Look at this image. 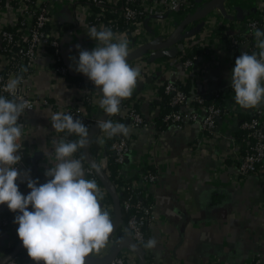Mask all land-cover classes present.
Returning <instances> with one entry per match:
<instances>
[{
  "label": "crops",
  "instance_id": "0c3cea01",
  "mask_svg": "<svg viewBox=\"0 0 264 264\" xmlns=\"http://www.w3.org/2000/svg\"><path fill=\"white\" fill-rule=\"evenodd\" d=\"M200 1L192 10H186L188 5L182 12L149 15L144 20L142 32L130 30L120 34L129 42L128 63L140 70L133 95L123 99L120 112L112 115L128 126L126 137L132 149L128 164L120 172L129 178L146 165L158 175L157 183L147 189L153 198L158 221L149 228L150 237L157 244L148 249L152 257L146 259V264H250L254 258L264 264V187L257 176L244 179L238 175L240 152L235 145L241 115H256L264 109V104L245 109L235 102V93L230 87V74L235 66L233 47L226 38L245 36L242 35L246 32L242 23L257 15L258 2L222 0L208 15L180 29L185 20L210 3ZM57 12L64 33L65 62L71 75L85 78L86 83L79 87L55 73L52 54L38 59L28 81L30 94L48 100L52 106L39 107L27 115L20 151L30 156L32 162L39 163L42 169L51 167L49 161L53 158L46 157L45 152L53 153V142L60 139L48 119L53 112L64 111L70 105H79L85 110V89L94 94L90 114L95 119L108 116L100 106L101 95L94 83L73 70L72 58L78 59L79 49L91 51L96 45L87 35L86 19L66 4H62ZM14 15L13 11L0 14L3 17L0 29L13 27ZM260 28L264 30V21ZM175 33L174 44L167 48L141 51L146 46L166 41ZM249 39L243 48L256 47V38ZM195 47L204 51L190 67H186L183 56L193 52ZM173 50L177 52L175 57L170 56ZM4 64L5 59L0 54V70ZM167 82L181 83L191 95L208 100L215 101L214 98L220 95L218 104L229 114L217 121V128L212 133L204 131L199 123L185 125L182 129L170 126L163 130L157 123L162 114L158 104H162L161 89ZM133 99H138L136 107L146 120H156L148 129L136 130L129 123L125 104ZM155 102L157 106L153 107ZM94 140L93 135L90 149ZM36 153L42 155L34 161ZM81 161L86 172L82 158ZM30 165V162L25 163L20 170L30 173L35 180ZM86 178L90 179L87 172ZM95 182L100 191L105 188L101 181ZM18 185L28 189L26 180H18ZM100 204L102 210L109 212L115 225L116 210L109 189ZM6 211H11L7 205L0 206V214ZM15 215L12 212L9 217L15 219ZM17 228L15 223L0 234V260L8 248L16 246L17 249L22 243ZM128 241L132 238L119 227L99 252L94 251L89 256L87 264H105L121 244ZM124 253L140 264L139 253L132 247L122 249L119 256ZM26 264L35 262L29 258Z\"/></svg>",
  "mask_w": 264,
  "mask_h": 264
},
{
  "label": "clouds",
  "instance_id": "9594fccd",
  "mask_svg": "<svg viewBox=\"0 0 264 264\" xmlns=\"http://www.w3.org/2000/svg\"><path fill=\"white\" fill-rule=\"evenodd\" d=\"M87 28L96 45L91 51L79 49L78 59L72 58L73 70L94 83L101 95V108L112 116L120 112L122 100L133 95L140 70L128 63L125 37L104 25ZM254 36L259 51H243L230 74L235 102L245 109L264 104V30L256 28ZM20 82V77L10 78L6 91L16 97ZM27 108V101L0 94V206L7 205L16 213L18 237L35 264H87L89 256L106 245L114 229L109 212L101 208L103 196L97 183L86 178L82 161L75 158L89 144V128L64 111L50 115L56 132L77 139L61 137L53 142L54 152H45L53 158L45 172L49 179L40 183L19 168L24 137L20 119ZM97 125L108 137L129 132L126 124L111 119L98 120ZM18 180H26L27 194L20 191ZM156 244L155 239H149L146 246Z\"/></svg>",
  "mask_w": 264,
  "mask_h": 264
},
{
  "label": "built area",
  "instance_id": "2783aa9c",
  "mask_svg": "<svg viewBox=\"0 0 264 264\" xmlns=\"http://www.w3.org/2000/svg\"><path fill=\"white\" fill-rule=\"evenodd\" d=\"M119 1L120 0H0V14H6L8 11H13L15 13L13 27H1L0 29V50L5 51L4 54H1L5 59V64L0 70V94L5 95L9 99L16 98L27 101L28 108L20 119L22 124L27 115L34 112L39 107L52 106L48 100L32 97L30 94L31 89L28 85V81L36 67L38 59L43 55L49 54V48L54 51L52 54V68L55 73L63 77L72 74L70 67L65 62L66 49L63 44L64 33L57 18V9L62 4L72 7L77 14L85 17L87 26L94 25L91 20L94 18V20L97 21L94 26L98 29L101 25L109 27L108 24L119 23H127L132 27L127 31L117 34L129 32L130 30L142 32L144 30V21H137L136 17L138 14H144L146 18L149 15L159 13H175L191 4V0H137L140 10V12H137L132 7L135 0H128L126 5L122 7V10L120 9L121 12H119L120 10L116 9ZM202 1L209 3L213 0ZM257 2V15L252 16L245 23H242L244 31H248L249 33H254L256 28L261 29L260 22L264 21V0H257ZM95 7L100 8V11L95 10ZM108 15L114 16L112 21L108 20ZM1 19H3V17H0V21ZM226 38L230 40L231 46L233 47L234 62L243 51H250L248 47H243L250 40L249 38H251V35H245L239 40L233 35ZM167 40L168 38L166 41ZM166 41L160 44L156 43L155 45L160 46ZM142 44L143 43L140 42L141 46ZM171 44H174V41ZM187 45L188 43L184 44V52L186 51ZM196 59L197 57L187 60L185 62L186 67H190ZM4 71L5 73H2ZM15 77H20L21 82L18 85L16 97H13L6 91L5 85L10 78ZM164 90L167 94L171 95L169 104L174 108L163 117V123L168 124L169 127L175 126L182 129L185 125L199 123L204 131L212 133L217 128V121L229 114L224 107H218L216 105L197 107V104L203 103V99L198 95H189L185 91L184 85L181 83L167 82ZM84 92L86 94V102L93 104L92 96H94V94L85 89ZM137 100L138 99H133L131 102L126 101L125 109L129 123L136 130L148 129L156 120L150 121L144 118L139 109L135 107ZM64 112L70 113L74 118L82 120L83 123L89 127V131L97 126L93 135L100 148L96 156L90 154L92 160L96 167H99L100 170L105 172L107 178L115 188L121 204L122 215H127L133 211L131 215L126 216L128 217L127 219H122L119 227L122 229L123 233L132 238V241L137 243L145 241V229L150 228L158 221L153 198L147 190L150 186L157 183V173L148 168V166L142 165L131 177L128 178L122 175L120 170L128 164L132 149L128 138L120 134L110 145L111 155L114 157L115 163L119 167V179L121 178V183L115 185L114 178L109 171L110 155L107 154V134L100 130L97 125V121L101 119H95L79 105H70L66 107ZM201 113H203V115H201ZM102 119H111L114 122L119 121L115 116H106ZM239 127L252 131L249 137H254L256 143L251 147L248 137L243 140L235 138V145L240 152L237 166L238 175L244 179L249 176H257L262 181L264 187V109L258 111L256 118L251 122H243ZM58 134L60 138L64 137L69 139L66 133ZM20 153L22 157L25 155L22 151H20ZM27 157L30 156L27 155ZM79 159L81 160V158ZM21 167L22 163L19 165L20 169ZM86 167V172L90 179L102 181L93 167L89 164H87ZM48 168L50 167L46 166L43 168L44 175ZM45 177L49 179L46 175ZM19 188L22 193L30 190L25 187ZM107 189L106 186L104 189H101L103 197H105ZM101 201H103V199ZM14 220L15 219L11 217H4L0 221V226L2 225L8 229L15 226ZM128 255L125 253L121 254L111 264H128L129 262L130 264H139L133 259L131 261ZM8 257L9 255L5 253L0 262L6 260ZM7 264H16V262L12 258ZM250 264H261V262L259 259L254 258Z\"/></svg>",
  "mask_w": 264,
  "mask_h": 264
},
{
  "label": "trees",
  "instance_id": "16d2710c",
  "mask_svg": "<svg viewBox=\"0 0 264 264\" xmlns=\"http://www.w3.org/2000/svg\"><path fill=\"white\" fill-rule=\"evenodd\" d=\"M127 1L128 0H120L119 1V3L117 4V6H116V9L117 10H122V7L123 6H125L126 5V3H127ZM197 1H200V0H191V4H190V6H189V9H186V10H192L194 7H195V3H197ZM108 5H110V4H108ZM132 7H133V9H135L137 12H140V10H139V4H138V2H137V0H135V2L133 3V5H132ZM95 10H97V11H100V8H98V7H95ZM121 10L119 11V12H121ZM182 11H184V8H182L179 12H182ZM113 17L114 16H112V15H108V20L109 21H112V19H113ZM137 21H144L145 20V16H144V14H138L137 15ZM92 20V22H93V24L95 25L96 23H97V21H95L94 20V18H92L91 19ZM261 25H262V22H260V27H261ZM108 26L115 32V33H121V32H123V31H127V30H129L130 28H132L129 24H127V23H119V24H108ZM9 30H11V29H9ZM242 35H251V39H252V37H254V33H249L248 31H246L245 33H243ZM235 38L236 39H241V36L240 35H237V36H235ZM227 43V42H226ZM231 43V42H230ZM230 43H227V44H230ZM5 50V49H4ZM249 53H251V52H253V51H256V52H258V49L254 46V45H251L250 47H249ZM204 51V49L203 48H197V47H195L194 48V51L193 52H191V53H188V54H185L184 56H183V59L184 60H190V59H193L194 57H198V56H200V53H202ZM48 52L50 53V54H53L54 53V51H53V49H48ZM5 53V51H2V50H0V54H4ZM2 73H5V71L4 72H2ZM66 80L67 81H69L70 83H72V84H76L77 86H79V87H82L83 85H85V83H86V79L85 78H83V77H76V76H73V75H67L66 77ZM166 85V84H165ZM165 85L162 87V89H161V97H162V104H158V107L160 106L161 107V110H162V114L160 115V117H158V119H157V123H158V125H159V127H161L163 130H166L169 126H168V124H165V123H163V117L165 116V115H167L168 113H170L174 108H172L171 106H170V99H171V95H169V94H167L166 92H165V90H164V87H165ZM184 89H185V91L189 94V95H191L190 93H189V90H188V88H186L185 86H184ZM201 98L203 99V103L202 104H197V107H200V106H205V107H207V106H210V105H216V106H218V107H222L220 104H218V101H220V99H221V97H220V95L218 96H216L215 98H214V100L215 101H213V100H208V99H206V98H204L203 96H201ZM155 106H157V102H155L154 104H153V107H155ZM84 107H85V111L86 110H88L87 112L88 113H91V108H90V104H89V102H86L85 104H84ZM135 107H136V105H135ZM138 109V108H137ZM254 118H256V115H249V114H247V115H241V117H240V124L241 123H243V122H251ZM89 128V127H88ZM251 132L252 131H249L248 129H239L238 131H237V138L239 139V140H243V139H245V138H249V140H250V143H249V145H251V147L253 146V145H255V143H256V139H254V137H252V136H250L249 137V135L251 134ZM122 135V134H121ZM68 136V138L70 139V140H74V139H77V137L75 136V135H71V136H69V135H67ZM117 136L118 135H116V136H114V137H108L107 138V144H108V151H107V154L108 155H110L109 157H110V159H109V171H110V173L112 174V176H113V178H114V183H115V185L116 184H119V183H121V178L119 179V167H118V165L115 163V160H114V157L111 155V150H110V145H111V143L114 141V140H116L117 139ZM99 145H98V143H97V141L96 140H94L93 142H92V145H91V149H90V152H91V154L93 155V156H96L97 154H98V150H99ZM23 155H24V153H23ZM75 156L76 157H81L82 159H83V161H84V164L87 166V164H86V161L84 160V154H83V149H80L76 154H75ZM32 159H30V157H27V155L25 154L23 157H22V165H24L25 163H29L30 162V164H31V168H32V172H33V174H34V177H35V180H38L40 183H44V182H46L48 179L45 177V175H44V173H43V169L39 166V163H35V162H32L31 161ZM151 170H153L152 168H150ZM154 171V170H153ZM155 172V171H154ZM156 173V172H155ZM102 182V181H101ZM103 183V182H102ZM104 184V183H103ZM133 212V211H132ZM132 212H130V213H128L127 215L129 216V215H131L132 214ZM12 213V211H6L5 213H3V214H0V221L4 218V217H7V218H9V216H10V214ZM127 215H123L124 217V219H127L128 217H126ZM4 230H6V228L4 227V226H0V234L4 231ZM145 241H143V242H140V243H138L140 246H141V248L143 249V250H145V252H146V259L147 260H149V259H151V254H148V249H149V247H147L146 246V244H147V241L149 240V239H151V237H150V234H149V228H147V229H145ZM15 249H16V246H14V247H10V248H8L7 250H6V253L7 254H9V255H11V254H13L14 252H15ZM13 260L16 262V264H26L27 263V260H28V254H27V250L26 249H24V250H22V251H20L15 257H13Z\"/></svg>",
  "mask_w": 264,
  "mask_h": 264
},
{
  "label": "water",
  "instance_id": "95a60500",
  "mask_svg": "<svg viewBox=\"0 0 264 264\" xmlns=\"http://www.w3.org/2000/svg\"><path fill=\"white\" fill-rule=\"evenodd\" d=\"M221 1L222 0L211 1L202 11L198 12L196 15L192 16L191 18L185 20L182 23V25L180 26V29H182L186 25H188L192 22H195V21L205 17L206 15H208L210 12H212L215 9V7ZM175 35H176V33L173 34L164 44H162L160 46H156V45L146 46V47L142 48L141 51H146V50L160 51V50H163V49L167 48L168 46H170V44L174 41ZM176 54H177V52L175 50H173V51H171L170 56L175 57ZM96 89L99 92V89L97 87H96ZM96 128H97V126L89 131V133H90L89 144L84 149V157H85L86 163L94 168L96 174L100 177V179L102 180L104 185L109 189V191L112 195L117 218L115 221L113 232L110 235V237H111L119 229L120 223L123 219V217H122L123 215H122L121 204H120V201H119V198L117 196V192H116L115 188L113 187L111 181L107 178L104 171H102L100 169H99V171H97V167L95 166V164L92 160V157L90 155V144H91V140H92L93 134L95 133ZM41 155H42L41 153H36L34 161H37L38 159H40ZM29 191L30 190H27V191H24L23 193L27 194ZM128 247H132L134 250H136L139 253L140 264H146V256H145L144 250L141 248V246L137 242H134V241H128V242L122 243L121 246L116 250L113 257L109 261H107L105 264H111L119 256L121 250L128 248ZM23 249H24V247H23V244L21 243L20 246L15 250V252L13 254L9 255V257L6 260L2 261L0 264H7L8 261H10L13 257H15Z\"/></svg>",
  "mask_w": 264,
  "mask_h": 264
}]
</instances>
